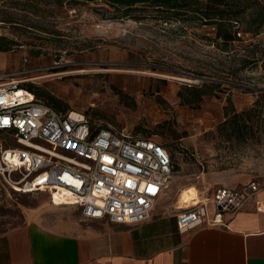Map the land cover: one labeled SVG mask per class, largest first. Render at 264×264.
<instances>
[{"label": "rangeland", "instance_id": "374dc122", "mask_svg": "<svg viewBox=\"0 0 264 264\" xmlns=\"http://www.w3.org/2000/svg\"><path fill=\"white\" fill-rule=\"evenodd\" d=\"M101 6L52 3L35 17L11 9L46 29L1 25L0 34L21 45L7 52L11 56L0 72L16 73L25 88L48 90L62 101L64 111L84 112L95 126L162 142L173 157V173L161 198L175 208L197 198L199 189L210 194L221 185L263 184L264 112L258 141L226 140L218 125L227 108L241 112L253 106L259 94L255 90L264 89V64L236 73L248 52L239 46L223 52L214 45L209 26L162 24L148 13L140 21L118 18L114 9L106 12ZM258 40L264 42V33ZM40 66L55 67L23 72ZM211 82L220 87L199 105L181 103L178 91L184 85ZM48 203L47 193L16 192L2 179L0 234L22 225L31 208Z\"/></svg>", "mask_w": 264, "mask_h": 264}, {"label": "built area", "instance_id": "2783aa9c", "mask_svg": "<svg viewBox=\"0 0 264 264\" xmlns=\"http://www.w3.org/2000/svg\"><path fill=\"white\" fill-rule=\"evenodd\" d=\"M15 74L0 72V182L16 192H45L57 206H76L84 220L146 221L173 173L169 150L128 130L94 127L84 112H59ZM261 187L253 180L241 188L217 186L210 194L198 188V201L177 208L179 230L225 225V214L240 210Z\"/></svg>", "mask_w": 264, "mask_h": 264}, {"label": "crops", "instance_id": "0c3cea01", "mask_svg": "<svg viewBox=\"0 0 264 264\" xmlns=\"http://www.w3.org/2000/svg\"><path fill=\"white\" fill-rule=\"evenodd\" d=\"M10 56L0 51V67ZM177 208L159 198L150 217L132 225L84 220L76 206L50 200L0 234V264H264V183L223 226L183 233Z\"/></svg>", "mask_w": 264, "mask_h": 264}, {"label": "trees", "instance_id": "16d2710c", "mask_svg": "<svg viewBox=\"0 0 264 264\" xmlns=\"http://www.w3.org/2000/svg\"><path fill=\"white\" fill-rule=\"evenodd\" d=\"M0 3V27L10 25L15 29L46 28L32 19L20 18L11 9L35 17L52 3L61 6L67 4L69 7L81 3H101L107 8L101 6L100 9L110 12L109 9L112 8L118 18L128 17L140 21L151 14L150 17L161 21L162 24L178 22L182 26H209L213 29L214 36L211 39L217 48L229 52L239 46L242 48L238 49L248 52L241 56L242 66L236 68V73L249 65H257L259 62L264 64V42L258 40L264 33V0H0ZM20 45L18 40L0 34V51L10 52ZM216 87L219 88L220 84L211 82L201 87L187 84L178 91V97L182 104L196 107L204 96L211 94ZM27 89L33 92L38 100L55 110L67 112L64 111L62 101L48 90H42L35 85H27ZM255 91L259 94L251 108L241 112L229 111L227 108L225 119L218 125L219 134L226 140H259V131L263 124L264 89ZM93 126L102 128L94 124ZM140 136L157 141L150 136Z\"/></svg>", "mask_w": 264, "mask_h": 264}, {"label": "bare ground", "instance_id": "6f19581e", "mask_svg": "<svg viewBox=\"0 0 264 264\" xmlns=\"http://www.w3.org/2000/svg\"><path fill=\"white\" fill-rule=\"evenodd\" d=\"M169 187V185L167 186V188ZM190 195V194H189ZM195 196V195H194ZM188 198V197H187ZM200 199V190H198V197L197 198H193V200L192 201H198ZM56 200L58 201L59 199H58V195L56 194ZM191 202H188L187 203V205L188 204H190ZM181 204V203H180ZM178 207V206H177Z\"/></svg>", "mask_w": 264, "mask_h": 264}]
</instances>
